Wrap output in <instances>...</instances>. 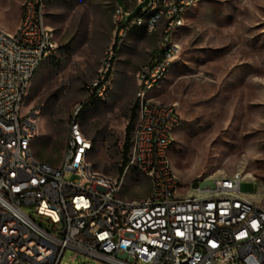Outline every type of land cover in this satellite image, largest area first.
<instances>
[{
    "label": "built area",
    "instance_id": "1",
    "mask_svg": "<svg viewBox=\"0 0 264 264\" xmlns=\"http://www.w3.org/2000/svg\"><path fill=\"white\" fill-rule=\"evenodd\" d=\"M46 1L25 0L14 32L0 27V264H59L66 250L103 264H264V204L242 190L253 182L234 172L182 185L170 161L176 104L146 98L173 68L176 34L198 0H125V10L114 0L118 25L148 35L161 27L155 57L137 74L138 116L121 178L92 170V143L75 116L58 167L34 155L40 108L23 103L56 49ZM130 172L148 182L139 202L118 196Z\"/></svg>",
    "mask_w": 264,
    "mask_h": 264
},
{
    "label": "rangeland",
    "instance_id": "2",
    "mask_svg": "<svg viewBox=\"0 0 264 264\" xmlns=\"http://www.w3.org/2000/svg\"><path fill=\"white\" fill-rule=\"evenodd\" d=\"M24 1L0 0V27L16 30ZM116 3L124 10L129 7L125 0ZM114 6V0L44 4V25L52 31L56 49L32 77L23 107L40 108L32 149L38 160L53 167L61 163L71 117L79 114L76 118L92 143V170L119 176L123 145L126 136L131 142L138 116L137 74L150 63L161 27L149 35L121 27L114 21ZM176 41L180 53L173 68L146 96L159 104H176L179 125L170 150L175 174L184 185L240 172L253 182L242 190L264 204V0H198L185 15ZM113 57L110 83L93 106L82 110ZM148 193L147 180L130 172L118 196L139 202ZM31 217L47 229L46 219ZM59 264L103 263L82 254L74 258L66 250Z\"/></svg>",
    "mask_w": 264,
    "mask_h": 264
},
{
    "label": "trees",
    "instance_id": "3",
    "mask_svg": "<svg viewBox=\"0 0 264 264\" xmlns=\"http://www.w3.org/2000/svg\"><path fill=\"white\" fill-rule=\"evenodd\" d=\"M138 14H139V9L133 11L130 14L129 18L127 19V22L131 21ZM120 26L123 27V24H121ZM118 39L119 38L117 37L115 43L113 44V46L111 48L112 52H113V55H115L117 53V40ZM154 57H155V52L153 53V55L151 57V61L153 60ZM114 60H115V57L111 58V60L109 61L108 68H107L106 72L103 74L102 79L100 81H98L95 86H93L92 94L90 96V99H89V101L86 104H84L82 106V108H81L82 110L86 109L89 106H93L95 101L99 97V94H100L101 90L104 89L110 83L111 75H112V72H111V67L112 66L111 65L113 64ZM79 116H80L79 114L76 115V117H79ZM128 132H129V128H127V134L126 135H128ZM129 144H130L129 143V138L126 136V139H125V142H124V145H123V153H122L123 162H122V167L119 170V178H121V176H122L123 167H124V165L126 163V159L125 158H126V155H127L128 149H129Z\"/></svg>",
    "mask_w": 264,
    "mask_h": 264
}]
</instances>
